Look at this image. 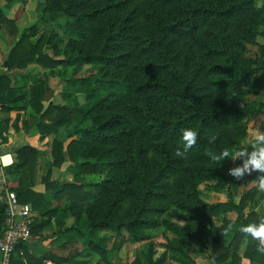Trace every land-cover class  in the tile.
Masks as SVG:
<instances>
[{
  "label": "trees",
  "instance_id": "obj_1",
  "mask_svg": "<svg viewBox=\"0 0 264 264\" xmlns=\"http://www.w3.org/2000/svg\"><path fill=\"white\" fill-rule=\"evenodd\" d=\"M3 1L5 6L19 2ZM2 10L0 28H9L15 19H7ZM60 15L71 36L64 48L57 35H37L33 24L22 31L0 73V111L17 112L14 128L26 112L24 129L35 127L41 139L53 136L51 166L74 171L73 180L62 183L58 192L51 169L41 179L46 193L66 197L61 207L51 208L45 195L31 190L37 150L23 146L11 167L0 166L5 175L19 176L18 202L31 204L42 219L31 234L50 218L57 217L61 225L72 213L75 224L63 225L64 236L77 235L105 263L113 251L94 240L99 230L125 232L133 244L162 236L178 264H196L190 242L203 245L204 236L211 239L209 264H241L242 258L264 264L256 242L239 231L258 221L243 213L247 196L234 200L230 159L219 166L208 155L242 147L247 136V120L257 106L247 97L264 84V45L255 57L247 56V46L256 44L257 37L264 40V0H46L39 22L55 23ZM29 64L50 75L63 68L66 85L60 98L74 113L52 102L44 110L48 75L35 81L24 72ZM84 66L93 73L76 77ZM68 68L71 77H66ZM9 122L0 119L5 143ZM187 128L198 139L181 158L175 152L182 150L181 133ZM212 135L217 139L209 143ZM99 173H104L102 180L84 184L87 176ZM207 182L213 183V192H226L227 200L205 202L198 186ZM231 213L234 219L225 218ZM3 219L0 204V235ZM229 223L233 229L225 235ZM19 249L23 257L14 264L48 259L32 258L25 246ZM161 260L148 256L145 263L134 258L131 264Z\"/></svg>",
  "mask_w": 264,
  "mask_h": 264
},
{
  "label": "rangeland",
  "instance_id": "obj_2",
  "mask_svg": "<svg viewBox=\"0 0 264 264\" xmlns=\"http://www.w3.org/2000/svg\"><path fill=\"white\" fill-rule=\"evenodd\" d=\"M46 0H19V2L10 4L5 6L3 0H0V8H3V15L7 19H15L14 24L7 27L0 28V38H2L3 31L12 34L9 39L5 43L11 48L15 45L17 40L19 39L22 31L25 28L32 26L33 24L38 25V33L40 35L44 31H48L52 33L54 36L57 35L63 43L61 44V48H64L67 41L71 38L70 33L63 29V25L66 22V18L60 15L55 23L51 24H43L39 22V19L42 15V11L45 5ZM257 3H260V0H256ZM10 29V30H9ZM9 30V31H8ZM14 30V31H13ZM35 40V39H34ZM33 40V41H34ZM2 42V40L0 39ZM15 41V42H14ZM262 45H264V40L262 37L256 38V44L247 46V56L255 57L259 56L262 51ZM10 48V49H11ZM10 51V50H9ZM8 53L5 55V59L7 58ZM4 59V60H5ZM59 72H53L52 75L48 74L47 70L40 68L37 65L29 64V67L24 70V72L32 75L35 81L42 80L47 76L49 92L46 96L45 102L48 103H56L58 105L67 106L70 110L74 109L69 105V103L64 102L60 98V93L63 90V87L66 83L63 80V76H61V72L63 71L62 67L57 68ZM90 68L88 66H84L79 70L76 77H85L89 74ZM73 74V70L68 68L66 70V77H71ZM65 77V76H64ZM260 76H256V78ZM83 100H80V103ZM247 101L249 103L255 102L257 106L254 108L253 114L249 116L247 120V136L244 139L242 145L246 146L251 142V138L255 129L261 125L264 126V84L260 87H256L252 90L251 94L247 97ZM27 117V116H25ZM70 128V126L68 127ZM47 152L49 153V149L47 148ZM50 157V155H49ZM51 159V158H49ZM51 160H49L50 163ZM47 163H40L38 172L43 176L48 169L46 166ZM241 165V163H237L236 161H229L227 163V169L229 171L230 168ZM40 176V177H41ZM74 172L72 169L67 168V165H64L61 169L55 170L51 178L56 180L58 184L64 182H71L73 180ZM39 177V178H40ZM104 177V173H99L96 176H87L84 179V184L89 185L92 182L100 181ZM249 176H245L243 180H236V193L239 195L243 192L245 187V183L247 182V178ZM213 183L207 182L202 183L198 186V190L200 191L201 198L207 203H217L224 202L227 200L226 192L217 194L213 192L210 188V185ZM62 202L55 203V205H61ZM87 206V205H86ZM85 206V207H86ZM120 215H123L122 211ZM81 217H86L85 211L81 213ZM52 219V218H50ZM58 220V218H54ZM53 221V219H52ZM63 225L65 227H71L75 224V216L72 213H69L66 218H64ZM55 222V221H54ZM56 223V222H55ZM56 225V224H55ZM53 230L51 229L49 232L51 233ZM169 238L175 239L173 235L168 234ZM71 238V239H70ZM94 240L97 242H101L102 246H104L108 251H113L108 263L103 262L97 254H94L85 243H83L82 239L75 234H70V237H66L65 242H63V246L58 250L64 251V260L61 261V264H131L134 258L140 260V262L145 263L146 258L151 256L152 260L162 259L160 264H178L172 258V254L167 252L163 246V238L162 236H155L153 239L146 242H139L136 244L131 243L128 240V236L125 232L116 233L112 230H99L94 235ZM196 245V244H194ZM191 246L190 256L194 259L196 264H208L210 259V251L203 244L202 246L196 245ZM208 258V259H207Z\"/></svg>",
  "mask_w": 264,
  "mask_h": 264
},
{
  "label": "crops",
  "instance_id": "obj_3",
  "mask_svg": "<svg viewBox=\"0 0 264 264\" xmlns=\"http://www.w3.org/2000/svg\"><path fill=\"white\" fill-rule=\"evenodd\" d=\"M12 34L3 31L2 42L0 41V73L4 71V68L2 67V63L4 62L5 55L10 50L11 46L6 45V41L9 39V37ZM5 37L7 40H5ZM18 41V40H17ZM15 42V41H14ZM8 44V43H7ZM29 67V65H28ZM31 85V82L27 81V85ZM44 110L47 108L48 103L44 102ZM21 120L25 118L28 114L26 112H21ZM8 117L10 119L9 122V130L7 134V142L0 140V157L1 161L3 163V166L0 164L2 168L11 167L15 161H16V151L23 146L31 147L39 152L37 162L34 168V174H33V185L31 186V190L35 193H39L46 196V200L50 203L51 208H59L63 205L65 201V196L61 195L59 199L53 198V193L58 192L61 189V184L59 183V186L54 192L46 193L45 192V186L41 182V179L46 175L47 171L51 169V172L53 173L56 169L51 166V161L49 163V153L47 152V148L49 149V144L51 140L53 139V136H47L44 139H41L40 135L38 134L35 127H31L28 130L24 129L21 126V120L18 122L17 128H14L12 126V122L16 120L17 118V112L12 111L10 113H5L0 111V119H5ZM258 128H261L262 131H264V126L260 124ZM47 163L46 166H48L46 173L41 176V174L38 172L40 163ZM73 171V170H72ZM74 172V171H73ZM257 173H253L247 178V182L245 183V187L243 189V192L239 195L236 193V183L234 185L233 195L234 200L238 202L241 196H247V204L245 205V208L243 210V213L245 216L253 215L255 219L259 222V220L264 219V199H260V196L263 193H259L256 189V187L248 182L254 180L256 178ZM41 176V177H40ZM40 177V178H39ZM52 181L53 180L51 178ZM7 184L10 189L14 192H16V189L19 186V176L15 174L11 175H5L3 171H0V187L3 186V184ZM248 183V184H247ZM257 191V193L254 195V191ZM14 192V193H15ZM59 196V195H57ZM63 203L61 205H55V203ZM29 204V203H28ZM31 205V204H30ZM32 207V206H31ZM32 226L34 227L36 224L39 223L42 219L34 212L32 208ZM225 218L228 219H234L235 214L231 213L225 216ZM53 219V221H52ZM50 219V222L47 226L42 227L37 232H32L31 234V240L28 245H26V250L28 255H30L34 259H45V257L48 256V259L44 260L45 264H58L62 260H64V251L58 250L61 249V246H63V242H65L66 237L63 234V223L59 225V220H55L54 218ZM44 220H47L46 218ZM56 223H55V222ZM56 224V225H55ZM53 230L51 233L50 230ZM210 237L204 236L203 242L204 245L209 249L210 251ZM191 246L194 244L200 245L196 241L190 242ZM194 245V246H196ZM208 259V258H207ZM23 261L24 264H27V261L25 259H20ZM209 261V260H208ZM241 264H250V262L244 258L241 259ZM209 264V263H208Z\"/></svg>",
  "mask_w": 264,
  "mask_h": 264
},
{
  "label": "clouds",
  "instance_id": "obj_4",
  "mask_svg": "<svg viewBox=\"0 0 264 264\" xmlns=\"http://www.w3.org/2000/svg\"><path fill=\"white\" fill-rule=\"evenodd\" d=\"M183 148L178 149L175 155L181 158H186L187 153L196 145L198 133L191 129H183L181 133ZM217 137L212 135L209 137V143H214ZM210 160L219 166L222 161L231 160L233 162L239 160L241 165L230 168L228 175L236 180H243L245 176H250L257 173L256 178L248 183L254 185L259 193H264V131L261 128L255 129L251 138L249 147L239 148H223L219 153H208ZM247 183V184H248ZM233 229V225L229 223L224 229V234H228ZM239 231L246 237H250L256 242V251L264 255V219L259 222H251L247 225H242Z\"/></svg>",
  "mask_w": 264,
  "mask_h": 264
},
{
  "label": "built area",
  "instance_id": "obj_5",
  "mask_svg": "<svg viewBox=\"0 0 264 264\" xmlns=\"http://www.w3.org/2000/svg\"><path fill=\"white\" fill-rule=\"evenodd\" d=\"M0 157V164L3 166ZM0 204L3 207L4 229L0 235V264H14L17 257H23V250L31 240L32 207L18 202L16 194L5 183L0 187Z\"/></svg>",
  "mask_w": 264,
  "mask_h": 264
}]
</instances>
